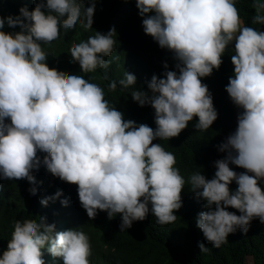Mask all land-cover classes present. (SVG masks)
Masks as SVG:
<instances>
[{"label":"clouds","instance_id":"clouds-1","mask_svg":"<svg viewBox=\"0 0 264 264\" xmlns=\"http://www.w3.org/2000/svg\"><path fill=\"white\" fill-rule=\"evenodd\" d=\"M90 3L86 7L84 0H46L32 11L20 8L18 16H0V178L35 184L32 172L43 164L52 175L78 185L79 200L90 219L98 210L106 211L109 219L121 214V232L146 218L149 203L159 224L174 222V212L183 206L186 183L206 201L207 211L199 213L196 224L215 248L237 229L246 234L255 218L264 224L260 186L264 181V31L241 27L235 0H136L145 33L178 61V72L152 77L151 94L138 88L131 93L141 107L154 108L157 128L153 130L126 121L100 85L46 63L43 45L59 39L62 28L74 29L79 22L92 29L96 0ZM255 7L252 23L264 24V3ZM6 24L21 31L7 33ZM115 36L114 28L107 34L95 32L72 46L70 54L83 73L109 67L104 57L113 52ZM233 42L234 78L226 91L243 110L238 127L219 146L227 155L215 162L214 178L208 180L197 171L186 181L175 166V155L153 141L178 137L194 117L199 118L197 131L213 125L218 113L202 78L220 68ZM119 85L122 89L136 85V77L125 71ZM116 88V81L108 84L110 91ZM39 152L46 154L42 161ZM230 165L246 171L238 174ZM233 181L238 185L234 192ZM29 192L35 195L37 189ZM61 195L58 191L41 203L47 206ZM45 246L64 264H90L91 243L85 232H56L55 225L43 218L15 221L0 264H45ZM199 247L208 251L204 244Z\"/></svg>","mask_w":264,"mask_h":264},{"label":"trees","instance_id":"trees-1","mask_svg":"<svg viewBox=\"0 0 264 264\" xmlns=\"http://www.w3.org/2000/svg\"><path fill=\"white\" fill-rule=\"evenodd\" d=\"M40 2L46 3V0H0V16H18L20 8L27 7L32 11ZM84 3L86 7L91 6L90 0H84ZM259 3L264 2L235 0L243 26L264 31V24L252 23L257 14L255 5ZM261 14H264V10ZM143 19L136 0H96L92 29L83 28L79 22L74 29L65 31L62 28L60 38L51 44H44L43 48L48 54L46 63L50 68L83 75L90 82L100 85L110 105L115 106L126 121H134L137 126L146 124L155 130L154 108L150 105L141 107L132 99L131 93L137 88L150 93L148 84L152 77L164 78L166 71L178 72V61L173 52L161 48L153 37L145 33ZM113 28L116 44L111 55L104 57L110 61L109 67L83 73L79 63L71 56L70 49L74 44L95 35V32L107 34ZM3 31L17 33L21 29L10 28L6 24ZM234 48L233 42L225 51L220 68L202 78L218 113L213 125L206 131H197L195 125L199 118L194 117L178 137L153 141L175 155V166L186 181L197 171L208 180L214 178L217 171L215 162L225 159L227 155L219 151V146L238 127V116L243 110L233 103L226 91L230 78H234L231 61V55L235 54ZM165 64L168 65L167 69ZM125 71L136 77V85L122 89L119 81L125 78ZM112 81L117 82L115 91L108 89ZM6 123H10V119ZM45 155L38 153L41 161ZM230 167L238 174L246 171L236 165ZM32 175L35 176V184L29 183L27 179L0 178V258L7 251L15 221L34 219L40 222V218H43L47 224L55 225L56 232H85L91 243L90 264H264V224L259 218L252 220L246 234L242 229H237L235 233L229 234L227 242L215 248L196 224L199 213L207 211L206 201L198 198L188 183L181 194L183 206L174 212L177 216L174 222L159 224L149 203L146 218L133 221L131 228L121 232V214H114L109 219L106 211L98 210L95 219L89 218L79 200L78 185L62 181L43 164L38 171L34 169ZM260 186L264 189V181H261ZM33 187L37 189L35 195L29 192ZM237 188V183L233 181L230 189L234 192ZM58 191L62 192L60 197L49 200L47 206L41 203L43 199L56 197ZM64 200H67V206L62 203ZM226 210L241 215L235 208ZM200 244H204L208 251L201 252ZM47 247L42 249L45 264H64L63 258L52 256Z\"/></svg>","mask_w":264,"mask_h":264},{"label":"rangeland","instance_id":"rangeland-1","mask_svg":"<svg viewBox=\"0 0 264 264\" xmlns=\"http://www.w3.org/2000/svg\"><path fill=\"white\" fill-rule=\"evenodd\" d=\"M259 1H262V2H264V0H259ZM241 27H243V23H242Z\"/></svg>","mask_w":264,"mask_h":264}]
</instances>
